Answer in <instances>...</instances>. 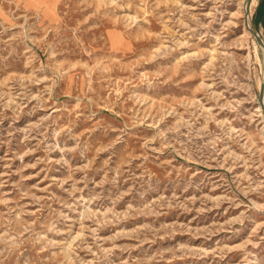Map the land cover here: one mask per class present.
<instances>
[{"label": "rangeland", "instance_id": "rangeland-1", "mask_svg": "<svg viewBox=\"0 0 264 264\" xmlns=\"http://www.w3.org/2000/svg\"><path fill=\"white\" fill-rule=\"evenodd\" d=\"M240 1L0 0V264H264Z\"/></svg>", "mask_w": 264, "mask_h": 264}, {"label": "water", "instance_id": "water-1", "mask_svg": "<svg viewBox=\"0 0 264 264\" xmlns=\"http://www.w3.org/2000/svg\"><path fill=\"white\" fill-rule=\"evenodd\" d=\"M250 2H251V0H245V10H244V15H245L244 22H245V24H246L247 17L249 14ZM246 30L248 31L249 35L253 38V40H254L257 48H258V51L260 53H261V51H264V42H263L261 36L259 35V33L255 30V28H253L251 25L250 26L247 25ZM261 58H262V56H261ZM262 65L264 68V56L262 58ZM263 96H264V78L262 80V83H261V86L259 89L258 98H257V104L260 106L261 113L264 116Z\"/></svg>", "mask_w": 264, "mask_h": 264}, {"label": "bare ground", "instance_id": "bare-ground-1", "mask_svg": "<svg viewBox=\"0 0 264 264\" xmlns=\"http://www.w3.org/2000/svg\"><path fill=\"white\" fill-rule=\"evenodd\" d=\"M255 2V0H251L250 2V7L251 5ZM250 7H249V10H250ZM244 10H245V0H241L240 1V6H239V9L237 11H235L234 15H237L239 17L242 18L241 20V23H242V26H243V31H244V35H249L248 31L246 30V26H250V20H249V16L247 17V21H246V24L244 22V18H245V15H244ZM262 38V37H261ZM263 42H264V39L262 38ZM263 54H264V51H263ZM262 62V61H261ZM264 78V68L262 66V80ZM263 105H264V96H263ZM256 112L259 114L260 118H261V127H260V130H259V133L261 135V137L264 139V116L263 114L261 113V109H260V106L257 104L256 105Z\"/></svg>", "mask_w": 264, "mask_h": 264}]
</instances>
